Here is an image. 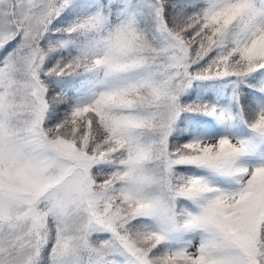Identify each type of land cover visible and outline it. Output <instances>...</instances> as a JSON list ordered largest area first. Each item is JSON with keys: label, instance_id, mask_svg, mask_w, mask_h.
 <instances>
[{"label": "snow or ice", "instance_id": "snow-or-ice-1", "mask_svg": "<svg viewBox=\"0 0 264 264\" xmlns=\"http://www.w3.org/2000/svg\"><path fill=\"white\" fill-rule=\"evenodd\" d=\"M0 264H264V0H0Z\"/></svg>", "mask_w": 264, "mask_h": 264}]
</instances>
